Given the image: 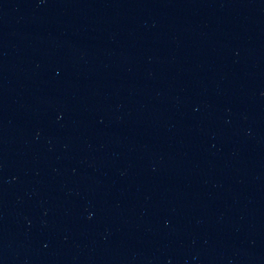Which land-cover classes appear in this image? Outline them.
<instances>
[{"label": "water", "instance_id": "95a60500", "mask_svg": "<svg viewBox=\"0 0 264 264\" xmlns=\"http://www.w3.org/2000/svg\"><path fill=\"white\" fill-rule=\"evenodd\" d=\"M0 264H264V0H0Z\"/></svg>", "mask_w": 264, "mask_h": 264}]
</instances>
